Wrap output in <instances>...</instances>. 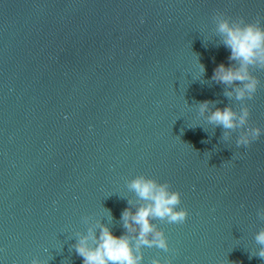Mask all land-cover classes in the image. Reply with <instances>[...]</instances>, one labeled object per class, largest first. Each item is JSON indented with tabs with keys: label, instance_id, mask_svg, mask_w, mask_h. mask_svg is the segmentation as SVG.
Segmentation results:
<instances>
[{
	"label": "water",
	"instance_id": "1",
	"mask_svg": "<svg viewBox=\"0 0 264 264\" xmlns=\"http://www.w3.org/2000/svg\"><path fill=\"white\" fill-rule=\"evenodd\" d=\"M218 14L264 26V0H0V264H83L97 223L134 244L122 214L147 203L127 187L141 175L189 213L151 221L169 251L142 247L144 264H264V135L236 146L264 132V69L253 99L225 95L214 71L238 65ZM226 107L250 111L228 140L207 123Z\"/></svg>",
	"mask_w": 264,
	"mask_h": 264
},
{
	"label": "clouds",
	"instance_id": "2",
	"mask_svg": "<svg viewBox=\"0 0 264 264\" xmlns=\"http://www.w3.org/2000/svg\"><path fill=\"white\" fill-rule=\"evenodd\" d=\"M214 19L217 33L230 50L229 60L237 62L238 66L220 64L215 69L212 79L232 88V91L225 93L229 98L235 96L238 101L253 99L260 81L252 75L250 69L253 67L264 69V26L260 20L246 23L243 19L238 21L225 19L221 14ZM198 65L197 77L205 72L204 66ZM210 104V101L201 103L199 113L203 115L209 112ZM249 117L248 108L242 109L240 113L231 107L217 108L207 116V123L225 129L224 139L228 140L232 130L246 127ZM261 135H264V132L260 128H248L236 140V146L248 147ZM127 187L140 201L147 202L135 212L127 209L122 214L124 228L129 233H138L135 243L133 244V239L128 235L115 236L108 227L97 223L89 228L87 235L78 238L75 246L76 253L83 258V264H144L142 247L169 251L166 234L162 230H157L151 221L159 219L169 224H182L187 220L188 211L179 209L182 203L181 193L171 191L168 184H160L141 175L128 183ZM96 228H99V236L96 235ZM255 241L260 246L255 255L264 259V231L256 234ZM31 264L39 262L33 260ZM151 264H162V261L153 259ZM168 264L172 262L169 261Z\"/></svg>",
	"mask_w": 264,
	"mask_h": 264
}]
</instances>
